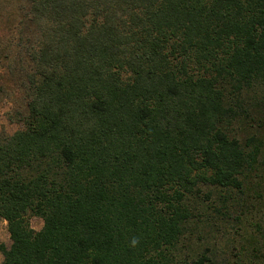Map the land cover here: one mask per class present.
Returning a JSON list of instances; mask_svg holds the SVG:
<instances>
[{"label": "trees", "instance_id": "1", "mask_svg": "<svg viewBox=\"0 0 264 264\" xmlns=\"http://www.w3.org/2000/svg\"><path fill=\"white\" fill-rule=\"evenodd\" d=\"M7 2L0 264H231L209 244L264 207V0Z\"/></svg>", "mask_w": 264, "mask_h": 264}, {"label": "rangeland", "instance_id": "2", "mask_svg": "<svg viewBox=\"0 0 264 264\" xmlns=\"http://www.w3.org/2000/svg\"><path fill=\"white\" fill-rule=\"evenodd\" d=\"M15 8V6L12 5V3L7 2V0H0V41L3 42L7 39H12L14 43L18 41V34H17V24L14 23L16 21V18L12 15V11ZM9 15V16H8ZM7 16V18L4 17ZM14 20V21H13ZM13 21V22H12ZM16 25V26H15ZM13 37V38H12ZM1 41V42H2ZM16 59L17 56H16ZM12 76V75H11ZM20 78L19 76L15 77H9L5 73H3L2 70H0V134L4 133L7 135H11L12 133L22 129L21 124L17 123L15 118H11V116H14V110H13V103L9 102L8 95H6L8 89L7 87H11V89L18 84H20ZM6 86V87H4ZM7 89V90H5ZM22 110V109H21ZM11 118V119H10ZM253 193L248 192V195L246 199L240 200L241 204L236 210H242V216L243 219L246 214L248 213V216L245 218V223L248 227L245 229H241V227H238V229L235 230V227H227L226 231L220 235V233L212 239V243L209 245H212L214 247H217L220 250H224L225 254L219 257L222 259V261H226L232 264V262L238 261V259L241 260L243 264H246L248 259L251 258L254 260V256L256 257L255 253L258 254L260 261L264 262V240L260 237V233L264 231V224L259 228L260 231L256 232L254 227H249V224H253L256 221H259V218L262 217V220L264 221V207L262 208L260 206V203L255 201V199H252ZM235 210V209H233ZM229 211L230 216L234 219L238 215V211ZM249 212H252V214H249ZM29 224L31 228L35 231L40 230L42 227V221L34 216L29 217ZM242 230H245L248 234L251 233V230H253V235L257 236V240L261 243H259L258 248L259 251L257 252H251L250 251V240L247 239L246 242L243 241V234L241 233ZM215 241V242H214ZM10 244L9 236L7 232L6 222L0 220V245H3L4 247H8ZM235 247V250H231V247ZM242 249V251H240ZM223 251V252H224ZM240 254V256L238 255ZM238 255L237 257H235ZM246 257V259L243 258ZM242 257V258H240ZM234 258V259H233ZM2 261V256L0 253V262Z\"/></svg>", "mask_w": 264, "mask_h": 264}]
</instances>
